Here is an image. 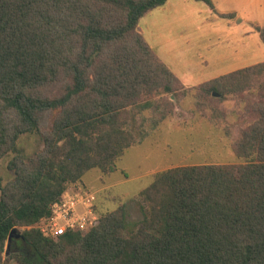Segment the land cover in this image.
<instances>
[{
	"label": "trees",
	"instance_id": "1",
	"mask_svg": "<svg viewBox=\"0 0 264 264\" xmlns=\"http://www.w3.org/2000/svg\"><path fill=\"white\" fill-rule=\"evenodd\" d=\"M167 1L0 0V161L12 156L0 187V264H264V62L187 88L139 30ZM258 34L264 46V26ZM189 90L228 138L227 119L238 118L229 146L240 164L155 174L129 232L125 204L102 212L96 198L94 228L41 235L65 191L88 172H114L147 137L146 123L155 130ZM32 134L42 148L26 157L18 141Z\"/></svg>",
	"mask_w": 264,
	"mask_h": 264
},
{
	"label": "rangeland",
	"instance_id": "2",
	"mask_svg": "<svg viewBox=\"0 0 264 264\" xmlns=\"http://www.w3.org/2000/svg\"><path fill=\"white\" fill-rule=\"evenodd\" d=\"M241 3L243 0H237L229 7L238 9ZM174 6L171 11L159 8L143 17L139 30L148 46L187 88L264 62V46L258 34L264 26V0L249 1L236 19H222L217 10L193 0H181ZM193 94L189 90L185 99L176 103L173 115L155 130L146 123L147 137L141 145L126 150L116 162L114 172H88L71 188L94 193L102 212L114 210L118 203L125 204L129 232L143 219L146 207L139 192L152 182L155 174L184 166L240 164L229 146L241 127L238 118L228 117V138L225 124L211 123L197 111ZM224 104L232 107L230 101ZM143 115L148 118L150 112ZM41 148L37 134L22 136L18 141V149L26 157ZM11 157L0 161V187L11 178L7 170Z\"/></svg>",
	"mask_w": 264,
	"mask_h": 264
},
{
	"label": "built area",
	"instance_id": "3",
	"mask_svg": "<svg viewBox=\"0 0 264 264\" xmlns=\"http://www.w3.org/2000/svg\"><path fill=\"white\" fill-rule=\"evenodd\" d=\"M96 195L79 189H68L51 206V215L38 224L43 237L55 239L70 231H89L98 223L94 211Z\"/></svg>",
	"mask_w": 264,
	"mask_h": 264
},
{
	"label": "crops",
	"instance_id": "4",
	"mask_svg": "<svg viewBox=\"0 0 264 264\" xmlns=\"http://www.w3.org/2000/svg\"><path fill=\"white\" fill-rule=\"evenodd\" d=\"M181 0H168L164 6L160 7L161 9H166V11H171L174 9V5L179 3ZM186 2L191 1V0H184ZM194 1V0H193ZM236 2L237 0H210L211 4L213 5V9L214 11L217 10V14L222 18V19H227V18H223L222 15H233L234 19L238 18L240 15H242L243 13V7L247 5V3H249V1L252 0H243V3H241L240 8H231L229 7V3L231 2ZM239 2L241 0H238ZM159 9V8H158ZM157 10V9H156ZM155 11V10H154ZM212 12V11H211ZM214 13V12H212ZM250 40H252V38H250ZM246 47H248L249 45H244ZM251 52L247 53L248 55ZM252 57V56H251ZM250 57V58H251ZM257 63L254 64H250L249 66L255 65ZM247 66V67H249ZM245 68V67H244ZM243 69V68H241ZM240 70V69H239Z\"/></svg>",
	"mask_w": 264,
	"mask_h": 264
},
{
	"label": "water",
	"instance_id": "5",
	"mask_svg": "<svg viewBox=\"0 0 264 264\" xmlns=\"http://www.w3.org/2000/svg\"><path fill=\"white\" fill-rule=\"evenodd\" d=\"M172 100H173V98H172ZM13 235H14V232L11 233L10 237H12Z\"/></svg>",
	"mask_w": 264,
	"mask_h": 264
}]
</instances>
